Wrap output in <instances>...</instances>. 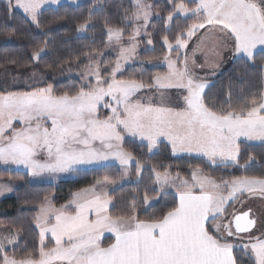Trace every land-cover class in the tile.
I'll list each match as a JSON object with an SVG mask.
<instances>
[{
  "label": "snow or ice",
  "instance_id": "obj_1",
  "mask_svg": "<svg viewBox=\"0 0 264 264\" xmlns=\"http://www.w3.org/2000/svg\"><path fill=\"white\" fill-rule=\"evenodd\" d=\"M194 7L174 2L167 21L173 15L197 18L185 33L175 37V49L168 37L163 38L167 50L187 49L190 39L200 29H217L231 43L234 58L255 63L264 55V0H193ZM60 4V0H7L9 11L22 10L26 18L40 26L39 17L46 5ZM134 11L125 19L143 23L133 31L128 46L122 44L123 31L107 27L110 44L119 47L116 64L101 75L99 66L91 70L95 84L86 83L74 95H56L51 85L30 91L0 93V164L14 165L28 170L34 178L72 173L90 166L118 161L122 176L135 168L140 176L144 165L123 149L125 136L147 141L151 152L158 150L161 138L168 141L173 154L198 153L215 165H240L239 141L264 142V95L253 99L250 106L239 110L215 111L204 101L207 84L189 72L187 55L175 60L165 56L169 69L154 78L158 89L183 90L181 108L142 104L132 97L147 87L136 80H119L116 73L121 60L131 58L136 50V37L147 28L152 5L147 0H134ZM88 27L85 22L79 31ZM152 44L151 40L147 41ZM40 48L33 52L39 61ZM182 63V67L178 64ZM109 98L106 100L105 98ZM108 108L103 119L99 109ZM17 122L22 126H15ZM43 154L46 159L38 157ZM254 157H249V162ZM157 187L145 190L141 203L154 206L160 196L171 195L173 205L158 217L140 219L136 205L128 216L113 217L107 187L114 183L105 178L97 187L82 189L60 208L51 202L41 206L36 217L40 232V247L33 253L9 254L18 236L13 233L0 239V264H264V232L254 235L256 225L249 218L250 210L233 214L225 224L216 223L238 194L264 193V177H235L215 180L204 176L200 169L192 171V182L180 180L167 170L153 167ZM174 187L169 193L166 187ZM227 190V195L223 190ZM12 191L0 185V195ZM234 222V228H233ZM104 232L115 234V242L102 246ZM46 233L55 239L53 247L44 244ZM247 234V242L243 241ZM240 241V242H234ZM236 252L241 253L239 259Z\"/></svg>",
  "mask_w": 264,
  "mask_h": 264
},
{
  "label": "trees",
  "instance_id": "obj_2",
  "mask_svg": "<svg viewBox=\"0 0 264 264\" xmlns=\"http://www.w3.org/2000/svg\"><path fill=\"white\" fill-rule=\"evenodd\" d=\"M78 6H60L47 9L39 17L40 26L29 21L24 14L9 11L7 4H0V93L30 91L35 87L51 85L56 95L67 92L74 95L86 83L85 73L97 64L101 75L109 76L118 59L117 48L111 49L107 37V27L119 28L128 37L133 26L127 27L125 14L134 9L132 0H84ZM152 5L155 18L147 28L146 37L141 39V50L136 63L117 76L119 80H136L151 87L157 75L167 74L165 68L159 67L167 56L163 38L175 44V37L194 23V19L175 18L167 26V16L172 12L174 2H184L194 7L193 0H147ZM88 23L85 35H80L79 26ZM152 41V50L145 47L146 41ZM43 48L39 61L33 60V52ZM41 53V54H42ZM224 68L210 79V87L204 94V101L215 111L239 110L250 106L253 99L259 100L264 95V55H258L255 63L238 60L232 52L225 53ZM168 98L163 104L158 102V92H145L143 99L135 100L147 104L146 97L156 96L154 106L181 108L183 91L166 92ZM239 165L212 166L206 160L190 156L173 154L167 144L158 145L156 153H150L146 145L136 140H125L123 149L144 165L141 179L122 185L110 193L112 207L109 214L113 217L128 216L135 204L136 214L140 219L158 217L172 207L171 195L160 196L154 206L145 207L141 198L145 190L157 187L151 169L163 173L165 170L174 175L190 180L192 171L200 169L204 176L216 182L231 180L235 177H264V145L240 143ZM249 157L254 161L249 162ZM132 178L136 177L134 167L130 169ZM73 179L58 185L33 184L27 174L21 172H1L0 181L15 182L20 187L14 195L0 202V227L17 234L19 241L9 254L17 256L25 251L35 253L40 247V235L35 228L36 217L41 206L49 201L55 207L65 205L71 195L91 187L107 178L118 184L122 171L116 166L77 171ZM156 196V193H151ZM219 221H216L218 223ZM113 242L106 239L102 246ZM47 247H53L49 243ZM239 259L241 253L236 252ZM245 264H250L247 260Z\"/></svg>",
  "mask_w": 264,
  "mask_h": 264
},
{
  "label": "rangeland",
  "instance_id": "obj_3",
  "mask_svg": "<svg viewBox=\"0 0 264 264\" xmlns=\"http://www.w3.org/2000/svg\"><path fill=\"white\" fill-rule=\"evenodd\" d=\"M84 2H85L84 0H60V4L59 5H57V4L46 5L45 8L42 9V12L44 10H47V9H56V8H58L60 6H64V5H69V6H72V7H78V6L82 5ZM132 2L134 4V0H132ZM0 4H7V0H0ZM16 10L21 12L22 14H24L22 12V10H20V9H16ZM151 11H152V9H151ZM24 16H25V14H24ZM154 18H155V15L152 12V15L150 16L149 21H148V26H149V24L151 23V21ZM175 18H181V19H184V20L185 19H194L195 20L194 23L198 22L197 18H195V17H185L183 14H175L174 13L173 20ZM27 19L30 21L29 18H27ZM142 23H143L142 21L136 22V21L128 20L127 27L129 25H132L133 26V30L130 32L128 37H125V32H123L122 44L124 45V47L128 46L130 37H131L133 31L135 30V28L138 27ZM171 23H172V21L171 22L167 21V26H170ZM148 26H147V28H148ZM147 28L146 29L145 28H141L140 29V35L137 36L136 40H135V43H136L137 47H136L135 52L131 56V58L127 59L126 61H124V60L120 61L121 69H120V71H118L116 73V78H117L118 75L123 73L128 67H130V66H132L133 64L136 63L138 53L140 52L141 47H142L140 41H141L142 38L146 37ZM86 30H87V28L85 30H83V31H80L79 34L80 35H85ZM185 37H186V34H185ZM173 45H174V49H175V44H173ZM109 46H110L111 49L117 48L119 50L118 46H115V45L110 44V43H109ZM164 46H165V48L167 50V45L164 44ZM145 47L148 50H152L153 49L152 44H148L147 41L145 43ZM226 52H232L231 43L229 41H227L226 38H223L221 33L217 29H210V28L206 27L204 29L198 30L195 35H193L190 39H188V47H187V49H180L179 52L173 50L171 53H169L168 50H167V56H170L171 59L175 60L177 58V56H180L181 58H183L185 56V54H186L187 55V64H188L189 72L193 75L194 78H197L201 82H204V83L207 84V87H206V89L204 91V94H205L207 89L210 87V82H209L210 79H212L214 76H216L219 73V71L224 68L223 65H224V62H225V56H226L225 53ZM43 54L44 53H42L41 56ZM182 66H183L182 63L178 64V67H182ZM95 67H97V64H93L87 70V72L85 73L86 81H92L94 84H95V78H94V76H92L90 74V72ZM159 67L165 68L167 70V73H168L169 69H168V67H167V65H166L164 60H163L162 63L159 64ZM150 90H155V91L158 92L157 99H158V102H160V104H163V101L168 98V94L166 93L167 91H171V90L183 91V90H180V89H158L155 86V83L153 81V84H152V86L150 88L149 87H145V88L137 91L136 94L132 97L133 101H136L135 100L136 98L143 99L145 97V96H143L144 93L148 92ZM146 98L148 100L147 104H152L154 99L156 98V96H149V97H146ZM105 99L109 100V98H107V97ZM139 102L142 103L141 101H139ZM109 114H110V109L103 108V107H101L99 109V116H100L101 119H103L106 115H109ZM15 126H22V125H20L17 122V124ZM127 139L136 140L139 143L144 144V145L147 144V141L141 142L138 138L125 136L124 141L127 140ZM161 140H164L162 143L168 142V141H165L166 139H164V138H161ZM124 141H123V143H124ZM162 143L160 142L158 145H160ZM238 143L239 144L240 143H246V144H249V145H264V142H261V141H258V140L247 141V140H244L243 138H241V141H239ZM122 147H123V144H122ZM156 152H157V149H153L150 153L153 154V153H156ZM184 154L202 158V159L206 160L209 164H211L208 161L207 157H204L201 154H198V153H191V154L184 153ZM239 154H240V152H239ZM178 155H180V154H178ZM38 158L46 159V157L43 154H41V156L38 157ZM238 159H239V157H238ZM211 165L212 166H216V165H223V164L217 162V164H215V165L211 164ZM229 165H232V164H229ZM108 166H116L122 171V168L119 165L118 161H110L106 165L90 166L87 169H82V170H79V171L90 170V169H95V168H103V167H108ZM130 169H129V175L127 177H122L118 184L111 183V184L108 185V187H107V195H108V197H109L110 193H112L113 191H115L117 188H119L122 185H126V184L133 183V182H139V180L141 179L142 173L140 174V176H137V174H136V177L132 178ZM0 171L1 172H21V173L27 174L30 177L31 182L33 184H39V185H42V184L58 185V184H60L62 182H66V181L72 180L73 179L72 174L74 173V172H72V173H62V174H59L55 179L50 178L48 176H44V177H41V178H34V177H32V176H30L28 174V170L27 169L18 168L17 166H14V165H3V164H0ZM179 179L180 180H187V179L182 178L180 176H179ZM189 182H192V180H190ZM217 183H219V182H217ZM5 184L9 185L11 187L12 191L5 192L3 195H0V202L2 200H5V199H8V198L12 197L14 195L15 191L20 187V184L12 182V181H9V182L0 181V185H5ZM97 190H99V186H98ZM165 191L169 192V193H173L175 191V188L169 186V187L165 188ZM223 194L227 195V190L226 189L223 190ZM238 195H239V199L236 200L235 203H232L231 201H229L230 206L227 207V210L224 213V216L220 220H218L219 221L218 223L223 225V224L227 223L229 220L232 219V216H233L234 213L235 214H239L240 212H244V211H249L250 210V212H252L253 214L256 215V221H257L256 228H255V230L252 233L254 235H257V236L260 235L262 232H264V193H261V192H259V190H257L254 193L244 192V193L238 194ZM72 198H73V195H71V197L69 198L68 202ZM68 202L66 204H68ZM47 205H48V203L45 205V207ZM111 207H112V201H111V203L109 205L108 211L111 209ZM56 208H60V207H56ZM39 214L40 213L38 212V215ZM35 228L37 229V231L39 233L40 230L37 227V223H35ZM105 233L107 234L109 232H104V234ZM11 234H13V233L0 227V239H3L6 236H10ZM247 239H248L247 235H243V241L242 242H247ZM18 241H19V238H17V240H16L14 245H8V250H11V249L15 248L16 245L18 244ZM234 242L238 243L240 241H234ZM49 243H52L53 246H54L55 245V239H54V237H52L51 233H46L45 234V238H44V244L45 245H49Z\"/></svg>",
  "mask_w": 264,
  "mask_h": 264
},
{
  "label": "crops",
  "instance_id": "obj_4",
  "mask_svg": "<svg viewBox=\"0 0 264 264\" xmlns=\"http://www.w3.org/2000/svg\"><path fill=\"white\" fill-rule=\"evenodd\" d=\"M163 141H164V140H161V143H162ZM165 141H167V140H165ZM166 143H167V145L170 147L169 143H168V142H166ZM166 143H164V144H166ZM170 148H171V147H170ZM177 154L185 155L183 152H181V153H177ZM190 180H192V178H191ZM190 180H189V181H190ZM109 238H111V239L113 240L112 243L115 242V234L109 232V233H107V234L105 233V234L101 237V244H103V242H104L106 239H109Z\"/></svg>",
  "mask_w": 264,
  "mask_h": 264
},
{
  "label": "water",
  "instance_id": "obj_5",
  "mask_svg": "<svg viewBox=\"0 0 264 264\" xmlns=\"http://www.w3.org/2000/svg\"><path fill=\"white\" fill-rule=\"evenodd\" d=\"M249 218L254 219V220L256 221V215L253 214L252 212H250V216H249ZM256 223H257V221H256ZM233 228H234V222H233ZM255 228H256V225H255V227L252 229V232L255 230ZM243 235H247V234H243Z\"/></svg>",
  "mask_w": 264,
  "mask_h": 264
}]
</instances>
